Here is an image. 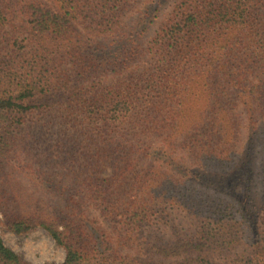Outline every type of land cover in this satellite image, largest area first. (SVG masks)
Here are the masks:
<instances>
[{"label": "trees", "instance_id": "1", "mask_svg": "<svg viewBox=\"0 0 264 264\" xmlns=\"http://www.w3.org/2000/svg\"><path fill=\"white\" fill-rule=\"evenodd\" d=\"M37 229L44 264H264V0H0V264Z\"/></svg>", "mask_w": 264, "mask_h": 264}, {"label": "rangeland", "instance_id": "2", "mask_svg": "<svg viewBox=\"0 0 264 264\" xmlns=\"http://www.w3.org/2000/svg\"><path fill=\"white\" fill-rule=\"evenodd\" d=\"M2 237L8 247L33 263H61L66 255L65 249L56 244L54 239L43 229H37L25 235L2 232Z\"/></svg>", "mask_w": 264, "mask_h": 264}]
</instances>
